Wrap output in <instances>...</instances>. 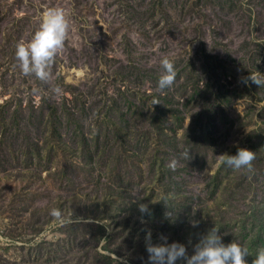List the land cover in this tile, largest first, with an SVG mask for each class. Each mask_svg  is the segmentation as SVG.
Returning <instances> with one entry per match:
<instances>
[{
  "label": "rangeland",
  "instance_id": "obj_1",
  "mask_svg": "<svg viewBox=\"0 0 264 264\" xmlns=\"http://www.w3.org/2000/svg\"><path fill=\"white\" fill-rule=\"evenodd\" d=\"M57 7L70 32L45 84L15 49ZM165 56L177 76L161 92ZM247 70L264 74V0H0V264H151L148 231L191 256L213 227L252 264L264 86ZM239 148L252 171L221 163Z\"/></svg>",
  "mask_w": 264,
  "mask_h": 264
},
{
  "label": "clouds",
  "instance_id": "obj_2",
  "mask_svg": "<svg viewBox=\"0 0 264 264\" xmlns=\"http://www.w3.org/2000/svg\"><path fill=\"white\" fill-rule=\"evenodd\" d=\"M69 32V14L63 8L44 10L39 27L30 40L20 41L16 45L15 59L21 72L25 76H35L36 79L47 84L51 78L55 59L65 48ZM160 66L163 71L157 81V88L163 92L174 85L177 72L174 62L166 56L161 59ZM249 80L258 87L264 86V74L260 72L250 73L243 82L247 84ZM158 103L154 101V104ZM219 157L223 165L233 170L252 171V162L256 158V153L246 148H239L235 155L223 154ZM183 158L187 159L188 154L184 153ZM177 164L178 160L173 158L167 166L175 171ZM139 211L142 214H149L148 205L139 204ZM50 215L60 223L67 222L60 209L53 208ZM193 226H197L195 222ZM161 239H164L165 243L153 244L151 231L146 234V250L151 264H176L177 260H184L186 264H248L245 259L249 256L248 249L235 241L224 244L216 227L211 228L200 238L191 256L188 255L185 245L179 242L168 244L166 237ZM252 264H264V247L257 250Z\"/></svg>",
  "mask_w": 264,
  "mask_h": 264
},
{
  "label": "trees",
  "instance_id": "obj_3",
  "mask_svg": "<svg viewBox=\"0 0 264 264\" xmlns=\"http://www.w3.org/2000/svg\"><path fill=\"white\" fill-rule=\"evenodd\" d=\"M250 73H255L254 71H250V72H248V70H247V75L245 76V77H243V78H247L249 75H250ZM249 82H251L250 80L248 81V83ZM220 84H221V86L223 87V88H226V87H224L225 85L223 84V82H220ZM245 84V83H244ZM244 84L242 85L241 84V88H244ZM255 85V84H254ZM244 239H245V243H246V245H247V242H246V239H247V237H249L250 235L248 234L247 236H246V231H247V229H246V227H244ZM256 240H259V241H261V238L260 237H257V238H254V239H252V241H251V243H249L248 245H251L254 241H256ZM256 248H257V245H256ZM258 250V249H257ZM252 256H256V255H253L252 254Z\"/></svg>",
  "mask_w": 264,
  "mask_h": 264
}]
</instances>
